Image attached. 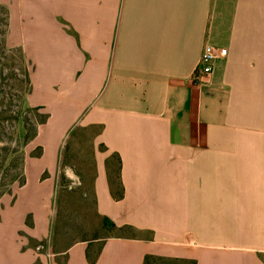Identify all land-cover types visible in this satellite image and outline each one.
Listing matches in <instances>:
<instances>
[{
	"label": "crops",
	"instance_id": "obj_1",
	"mask_svg": "<svg viewBox=\"0 0 264 264\" xmlns=\"http://www.w3.org/2000/svg\"><path fill=\"white\" fill-rule=\"evenodd\" d=\"M0 5L33 65L28 106L61 128L42 144L36 173L55 181L62 139L96 130L97 213L135 234L75 242L55 256L64 264H143L145 256L264 264V0ZM205 42L227 54L200 88L192 78ZM1 258L33 264L36 255Z\"/></svg>",
	"mask_w": 264,
	"mask_h": 264
},
{
	"label": "rangeland",
	"instance_id": "obj_2",
	"mask_svg": "<svg viewBox=\"0 0 264 264\" xmlns=\"http://www.w3.org/2000/svg\"><path fill=\"white\" fill-rule=\"evenodd\" d=\"M9 19L0 5V259L30 251L36 255L33 264H64L55 252L75 242L135 234L110 227L97 213L91 191L96 130L78 127L62 139L55 181L47 172L36 173L42 144L51 130L61 128L50 127L47 111L28 106L33 65L11 40ZM109 161L115 171V159ZM98 244H92L91 254Z\"/></svg>",
	"mask_w": 264,
	"mask_h": 264
},
{
	"label": "built area",
	"instance_id": "obj_3",
	"mask_svg": "<svg viewBox=\"0 0 264 264\" xmlns=\"http://www.w3.org/2000/svg\"><path fill=\"white\" fill-rule=\"evenodd\" d=\"M226 54V49L216 47L209 42L204 43L200 60L192 78L197 87L207 88L211 86L215 66L219 60L226 57Z\"/></svg>",
	"mask_w": 264,
	"mask_h": 264
},
{
	"label": "trees",
	"instance_id": "obj_4",
	"mask_svg": "<svg viewBox=\"0 0 264 264\" xmlns=\"http://www.w3.org/2000/svg\"><path fill=\"white\" fill-rule=\"evenodd\" d=\"M29 90H30V88H29ZM35 109H41V108H35ZM115 161H116V167H115V170H116L118 168V165H119L118 158H115ZM25 183H26V179L24 178L22 181V186L25 185ZM109 224H110V227L115 228L113 223L109 222ZM121 229H123V228H120L119 230H121ZM143 264H195V262L189 261V260H178V259H169V258H161V257H154V256H145Z\"/></svg>",
	"mask_w": 264,
	"mask_h": 264
}]
</instances>
